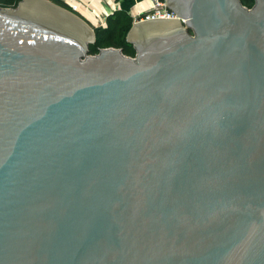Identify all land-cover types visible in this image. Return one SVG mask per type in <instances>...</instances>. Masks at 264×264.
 Wrapping results in <instances>:
<instances>
[{
    "label": "water",
    "instance_id": "1",
    "mask_svg": "<svg viewBox=\"0 0 264 264\" xmlns=\"http://www.w3.org/2000/svg\"><path fill=\"white\" fill-rule=\"evenodd\" d=\"M48 1L0 6V264H264V0H164L134 55Z\"/></svg>",
    "mask_w": 264,
    "mask_h": 264
},
{
    "label": "trees",
    "instance_id": "2",
    "mask_svg": "<svg viewBox=\"0 0 264 264\" xmlns=\"http://www.w3.org/2000/svg\"><path fill=\"white\" fill-rule=\"evenodd\" d=\"M19 0H0V6L14 7ZM68 1V0H67ZM122 2L123 0H116ZM246 6H251L253 0H241ZM59 4L70 9L65 2ZM133 18L129 11L124 7H117L112 13L106 16L105 25L94 28L95 41L89 45V52L96 53L100 47L116 46L120 47L125 54L134 55V48L126 40V34L132 25Z\"/></svg>",
    "mask_w": 264,
    "mask_h": 264
},
{
    "label": "built area",
    "instance_id": "3",
    "mask_svg": "<svg viewBox=\"0 0 264 264\" xmlns=\"http://www.w3.org/2000/svg\"><path fill=\"white\" fill-rule=\"evenodd\" d=\"M79 3L85 10L88 8L87 5L90 3H85L84 0H73ZM111 1V0H108ZM105 1V2H108ZM71 12L75 13L78 15L76 12L78 9L76 8V4L71 3L67 1ZM103 3V2H102ZM117 7H119V2L116 0H112V7L110 8V12H107L108 14L112 13ZM132 11V10H131ZM131 15L133 16V21L132 22H137V21H142V20H155V19H178L181 20V18L171 9H169L165 5L164 0H150L149 6L140 9L137 12L132 11ZM81 17L80 15H78ZM105 25V24H104Z\"/></svg>",
    "mask_w": 264,
    "mask_h": 264
},
{
    "label": "crops",
    "instance_id": "4",
    "mask_svg": "<svg viewBox=\"0 0 264 264\" xmlns=\"http://www.w3.org/2000/svg\"><path fill=\"white\" fill-rule=\"evenodd\" d=\"M59 1L65 2L67 5V0H53V2H57L59 4ZM90 1V3H88ZM104 0L103 3L99 0H84L85 3H88V8L85 10L87 13L84 14V12L77 11L76 13L81 16L82 19H84L86 22H88L90 25H94L95 27L104 25L106 22V16L108 15L107 12H110V8L112 7V1ZM121 2H119L120 6ZM143 4V3H142ZM137 8H130L132 11L137 12L141 8L143 9L144 6L140 8L139 3L137 4ZM100 22V25H98ZM93 27V26H92Z\"/></svg>",
    "mask_w": 264,
    "mask_h": 264
},
{
    "label": "rangeland",
    "instance_id": "5",
    "mask_svg": "<svg viewBox=\"0 0 264 264\" xmlns=\"http://www.w3.org/2000/svg\"><path fill=\"white\" fill-rule=\"evenodd\" d=\"M99 1H101V3L102 2H104V0H99ZM49 2H53V0H49ZM54 3H56V4H58L57 2H54ZM139 3V6H140V8H141V6L143 5L144 6V8L145 7H147V6H149V4H150V0H123L122 2H121V4H120V6L121 7H124V8H126L128 11H129V13L131 14V9L130 8H137V4ZM143 3V4H142ZM60 5V4H59ZM62 6V5H61ZM119 6V7H120ZM142 6V7H143ZM64 7V6H63ZM64 8H66V7H64ZM132 8V9H133ZM142 9V8H141ZM132 16V15H131ZM132 18H133V16H132ZM87 24L89 25V26H93L92 28L94 29L95 28V26L94 25H90L88 22H87ZM98 25H100V22H99V24ZM104 47H107V46H104ZM113 47H116V46H113Z\"/></svg>",
    "mask_w": 264,
    "mask_h": 264
},
{
    "label": "bare ground",
    "instance_id": "6",
    "mask_svg": "<svg viewBox=\"0 0 264 264\" xmlns=\"http://www.w3.org/2000/svg\"><path fill=\"white\" fill-rule=\"evenodd\" d=\"M45 1H48V0H45ZM69 2L71 3H74L76 4V8L78 9V11L80 12H84V14H86L87 12L85 11V9L79 4L77 3L76 1H73V0H68ZM112 1V0H111ZM49 2V1H48ZM139 11V10H138ZM87 15V14H86Z\"/></svg>",
    "mask_w": 264,
    "mask_h": 264
}]
</instances>
